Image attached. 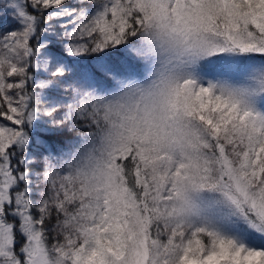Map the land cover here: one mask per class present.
Returning <instances> with one entry per match:
<instances>
[{"label": "snow or ice", "instance_id": "snow-or-ice-1", "mask_svg": "<svg viewBox=\"0 0 264 264\" xmlns=\"http://www.w3.org/2000/svg\"><path fill=\"white\" fill-rule=\"evenodd\" d=\"M0 14V264H264V0Z\"/></svg>", "mask_w": 264, "mask_h": 264}, {"label": "trees", "instance_id": "trees-1", "mask_svg": "<svg viewBox=\"0 0 264 264\" xmlns=\"http://www.w3.org/2000/svg\"><path fill=\"white\" fill-rule=\"evenodd\" d=\"M0 15H2V14H0Z\"/></svg>", "mask_w": 264, "mask_h": 264}]
</instances>
